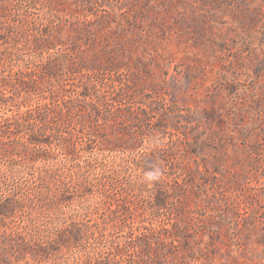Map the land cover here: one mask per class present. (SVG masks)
Here are the masks:
<instances>
[{"label": "rangeland", "instance_id": "1", "mask_svg": "<svg viewBox=\"0 0 264 264\" xmlns=\"http://www.w3.org/2000/svg\"><path fill=\"white\" fill-rule=\"evenodd\" d=\"M3 3L0 126L47 104L64 137L0 158V264H264V0ZM64 156L105 176L35 200L33 257L28 178Z\"/></svg>", "mask_w": 264, "mask_h": 264}, {"label": "trees", "instance_id": "2", "mask_svg": "<svg viewBox=\"0 0 264 264\" xmlns=\"http://www.w3.org/2000/svg\"><path fill=\"white\" fill-rule=\"evenodd\" d=\"M6 5L7 4L3 3V5L0 6V9L5 8ZM3 21V15L0 11V27L3 24ZM57 82L58 85L61 86L59 81ZM7 85L8 82L5 80L0 83V102L6 101L7 96L5 93H3L4 89H2V87H6ZM47 119H50V113L47 104H44L36 111L25 109L12 121H6L2 127L0 126V143L4 144L5 140L9 142L11 141L9 138H12V141L14 142L13 144L17 147V149H20H18L16 153L8 154L6 152L9 150L2 148L0 151V158L17 161L15 158H13V156H18L20 158L27 159L28 161H37L42 158L39 155L49 153L47 147L51 146L52 138L57 141L58 145H62V139L64 137L63 134L56 127H47L44 124L47 122ZM24 152H27V154ZM43 159H45V157H43ZM96 160L97 159H85L82 162H74L72 159H68L64 156L62 161H60L56 167H39L38 175L36 177L32 176L28 178L29 181H27L30 183L32 188L33 197L28 196L24 206L29 213L27 220L33 228H35L37 223L36 220H38V218H45L41 213H39L38 216L33 215L35 210L42 212L41 207L36 205L35 200H41L44 197L51 196L52 198L54 197L57 199L60 197L62 191H67L69 188H72L75 191L77 188L85 191L89 185H92L91 175L93 174V171L99 166ZM99 167L101 168V171L99 172L100 175L102 177L105 176L106 164H101ZM19 206L22 207L23 205ZM1 210L2 211L0 214L7 215L10 209L8 207H3ZM57 212L63 213L58 209ZM66 217L73 218L76 217V214L70 212L66 215ZM60 218L61 217L59 215L54 214L52 216H48L45 218V220L50 219V225H55L58 222L57 220ZM53 230V226L41 230H36L35 228L29 233V241L27 240L25 242V246L33 257L38 255L40 256L41 252L44 251V248L41 245V239L44 237L41 238V236L56 235L57 231ZM44 233L46 235H43Z\"/></svg>", "mask_w": 264, "mask_h": 264}]
</instances>
